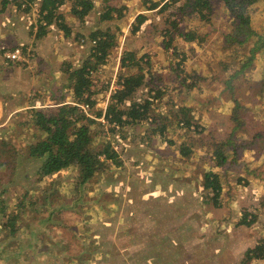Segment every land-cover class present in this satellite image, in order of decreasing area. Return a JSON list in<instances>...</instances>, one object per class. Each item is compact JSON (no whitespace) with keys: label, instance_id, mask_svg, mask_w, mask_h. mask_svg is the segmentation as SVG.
<instances>
[{"label":"rangeland","instance_id":"rangeland-1","mask_svg":"<svg viewBox=\"0 0 264 264\" xmlns=\"http://www.w3.org/2000/svg\"><path fill=\"white\" fill-rule=\"evenodd\" d=\"M99 1L102 0H95L97 5ZM120 1L132 5L119 21L104 23L94 11L85 22L96 27L93 32L110 28L109 33L116 38L115 45L107 51L106 61L91 72L96 89L100 90L93 97L100 98L99 103L105 99L102 106L107 105L112 80L120 81L123 74L141 73L142 85L122 105L152 98L156 121L152 124L143 121L113 132L96 128L98 138L110 137L117 143L123 165L84 186L76 185V171L72 169L56 174L55 184L45 180L43 185L44 182L37 181L35 173L42 160L26 158L20 147L30 142L32 136L38 138L39 131L33 125L22 124L18 125L20 128H3V134H11L8 137L14 139L19 150L18 156L7 165L14 167L11 180L5 181V172L0 176V202L9 213L19 202L20 194L31 191L27 195L36 196L37 204L21 214L13 232L2 228L0 212V264H239L245 250L264 238L262 51L251 55L253 37L244 44L230 41L229 36L234 34L233 21L221 0H214L205 16L185 6V0ZM151 2H158V6L147 9ZM165 2L167 6L163 8ZM29 5L27 11L23 10L25 6L19 9L20 25L28 29V34L32 32L34 41L17 45L29 56L21 61L26 65H18L28 69L36 60L37 71L45 70V63H40L41 54L43 60L46 58L45 50L40 51L35 35L39 24L44 23L37 22L40 0H32ZM136 12L144 13L146 18L140 29L132 33ZM250 15L252 27L264 32L263 0L251 5ZM47 27L44 34L48 33L51 46L59 49L57 56L63 60V70L67 64L73 68L80 66L93 45L92 32L66 34L58 26L54 32ZM187 32L194 39L184 40ZM0 48H3L1 29ZM73 48L81 49L77 50L75 66L64 58ZM125 51L137 60L133 68L121 65ZM0 56L3 58L2 52ZM244 60H248V65L236 74ZM138 65L141 70L137 69ZM183 78L186 83L194 80L196 87L187 89L181 81ZM65 80L63 93L71 94L68 101L71 103L73 85L67 74ZM225 80H230L233 94ZM34 87L37 89L30 90L29 95L44 104L41 92L49 97V90L43 89L42 82ZM233 98L244 108L241 115L245 123L237 131V141L255 139L256 142L239 148L234 162L227 161L218 167L203 144L210 142L209 132L217 139L226 138L233 123L229 115ZM97 108L100 105L89 106L84 116L102 122L105 111L101 110V116L96 118ZM29 118L27 115L17 120ZM185 118L190 119L193 130L180 125ZM160 124L165 125L164 133L158 128ZM201 128L204 131L199 134ZM257 133L261 136L256 137ZM181 144L192 148L187 158L179 159L177 155ZM244 167L253 172H245ZM207 171L221 176L218 204L214 203L212 193L202 187ZM45 189L47 195H54L44 200ZM245 215L247 220H253L249 225L241 223ZM252 264H264V261L254 260Z\"/></svg>","mask_w":264,"mask_h":264},{"label":"trees","instance_id":"trees-1","mask_svg":"<svg viewBox=\"0 0 264 264\" xmlns=\"http://www.w3.org/2000/svg\"><path fill=\"white\" fill-rule=\"evenodd\" d=\"M32 0H2V6H7L12 3L16 9H20L21 6L24 11H27L30 7L29 2ZM214 0H185V6H189L193 12H196L200 16H205L209 13ZM226 8L227 13L232 17L234 34L229 36L231 42H237L238 44H244L253 37V44L250 49L251 55L255 51H262L264 55V32H258L252 27V17L250 15L251 5L258 0H221ZM264 1V0H263ZM63 0H40V9L38 12L37 22L43 21V24H39L36 30V36H41L45 33V28L51 23H56L66 34L69 30L64 24V19L61 14L57 13L58 7L62 4ZM158 6V2H151L150 8L154 9ZM167 6L166 2L163 4V8ZM93 8L91 0H73L71 6L72 14L79 20L83 21L87 13ZM124 7L117 8L115 6H108L107 10L103 13V17L110 14L111 11L116 13L117 18L122 17ZM146 15L139 13L136 15L132 22L131 32L135 33L140 29V25L145 21ZM183 39L190 41L194 39V35L187 32L183 35ZM90 41H94L93 45L89 47V55L86 57L80 66L71 67L67 64L65 72L68 75V80L72 82L73 88V102L75 103H87L89 106L95 105L96 101L93 99L95 93L100 94V90L96 89L95 83L91 78V72L96 71L97 67L104 63L107 57V51L115 45L116 38L114 35L107 31L96 30L90 34ZM3 52V51H2ZM262 55V56H263ZM264 57V56H263ZM248 60H244V63L239 66L237 73L243 71L248 65ZM178 64V63H177ZM121 65L127 68H133L137 65V60L134 61V56L131 52L125 51L121 57ZM72 68L71 70H69ZM137 69L141 70V66L138 65ZM199 78H201L199 76ZM120 89H117L115 93L110 95V101L106 105L103 118L110 123L108 131H120L125 127L140 125L145 121L152 124L156 121L155 114L151 107L153 99L146 100L144 102H130L128 105H122L125 101L133 95V93L142 85L143 74H123L121 76ZM182 83L186 85L187 89L196 87L193 81L189 83L185 82L183 78ZM227 88L233 94V87L230 85V80L224 81ZM94 86V88H90ZM86 93V95H85ZM158 93L159 90H158ZM85 95V96H84ZM97 95V94H96ZM157 95V94H153ZM64 96L59 97L56 100V106H44L32 111L30 118L25 121L19 122V126L33 125L39 131V137H31V141L23 145L21 150L28 156L35 159H41V165L36 169V179L39 182L45 180L55 184L53 177L67 169L76 171L74 178L77 186H84L92 179L100 178L106 171L112 168H120L123 165V159L121 153L114 149V143L109 138H98L96 128H104L102 122H97L95 117L84 116V113L73 103H65ZM155 98V96H153ZM234 105L229 110V115L233 121L229 132L225 139H217L216 135L209 132L210 142L203 144L204 149L211 152L215 166L221 167L227 161L234 162L237 157V151L243 146L252 145L256 141L242 140L237 141V131L242 130V126L245 123V119L241 115V110L244 108L233 98ZM83 113V114H82ZM102 114L101 108L96 109V117H100ZM185 127H189L190 119L185 118L182 121ZM22 124V125H21ZM160 131L165 128L164 124H160L158 127ZM196 130L200 126H196ZM244 130V129H243ZM204 131L201 128L198 133ZM164 133V131H163ZM162 133V134H163ZM11 134H5L2 139V145L0 148L1 154L4 159H11L18 156V147L14 142ZM261 134L257 133L256 137H260ZM105 137V136H104ZM170 141V140H169ZM112 142V143H111ZM172 143V141H170ZM192 152V148L181 144L178 148L177 155L182 158H187ZM229 158H231L229 160ZM3 161V173L5 181L11 180V173L14 171V167L7 166ZM9 167V168H8ZM244 171L253 172L247 167L243 168ZM245 171V172H246ZM221 176L218 172L207 171L204 174V182L202 187L212 193V199L214 203H219V196L222 193ZM46 183L44 182L43 185ZM78 188V187H77ZM4 191V190H3ZM56 192V191H55ZM32 193L26 192L20 194V200L17 204L13 205V210L7 213L6 206L0 202V212L3 214V220L1 222L2 228L9 229L13 232L16 228L18 219L21 218V214L34 207L37 202L34 199L36 196L28 197ZM44 200L50 195L46 194V189L43 191ZM20 211V212H19ZM245 215L241 223L249 225L253 220H247ZM64 221V220H61ZM264 261V238L259 239L254 246L245 250L242 259L239 264H252L253 261Z\"/></svg>","mask_w":264,"mask_h":264},{"label":"crops","instance_id":"crops-1","mask_svg":"<svg viewBox=\"0 0 264 264\" xmlns=\"http://www.w3.org/2000/svg\"><path fill=\"white\" fill-rule=\"evenodd\" d=\"M91 1L93 3V8L87 13L83 21H79L71 12V6L73 0H63L62 4L58 7L57 13L61 14L64 21H66L67 24L66 26L69 30V34L70 32L74 34L75 31L76 34L79 35L84 30L93 32L92 30L96 27H94L93 24L88 25L85 22H87V20L90 19L94 11H95V15L97 16V19L102 22L105 21L104 23L110 22L112 20L117 22L119 21V19L116 17V13L114 11H111L108 16L103 17V13L105 12V10H107V7L108 6L110 7L115 6L117 8L125 7L123 9V13H124L125 10L127 11L128 6L132 5V4H128V2L126 1L121 2L120 0H117L116 4L113 3L115 0H102L99 1V5H97L95 0H91ZM67 2L69 3L68 7H66ZM20 12L22 11L16 9L15 6L12 5L2 6V0H0V29H1V35L3 37V48H0V52H2L7 47L11 48L13 46L22 44L25 41H26L25 44L33 43L34 41L33 35L30 36L32 32L30 33L29 31L28 34V29L26 27L24 28V26H21L22 15ZM136 14L137 12L134 14V16ZM2 20H3V27L1 28ZM58 27L56 26V24L51 23L47 27V29H51L54 32L55 30H57ZM74 27H76L77 30ZM100 29L101 31H107V32L110 31L109 30L110 28L108 27L104 29L102 28ZM48 36H49L48 33H46V36L44 34L38 36V38L36 39L40 43L39 44L40 51L42 52V50H45V57L47 59H50V61L54 62L55 64L54 66L49 64L46 58L43 60L42 55L44 54H41L40 63L41 64H43V62L45 63V70L40 68V71H37L38 64L36 60L33 62V66L31 68L22 69L19 67L18 64L20 63V65H26L24 64V62L21 61H18L17 63L14 61L11 62L5 60L0 56V146L2 145L1 141L3 139V136H5L6 134V133L3 134V128H20L18 126L19 125L18 122L19 120H17L18 118L22 119L27 115H31L33 110L42 107V105L56 106L57 104L55 102L59 97L64 96L63 99L65 103H68V101L71 99L70 93L68 94L63 93L64 92L63 84L66 82L65 80L66 74L64 71L65 68L63 70V60H61L60 56H57V52L59 51V49L56 46H51ZM40 37L42 38L40 39ZM62 48H65V46H62ZM54 49L56 50V52ZM50 50H53L54 52L50 53ZM77 50H81V49L73 48L72 51H70L69 56L66 57L64 56V58L67 59V61H70L73 66H75L74 61L77 60L79 56ZM28 57L29 56H27V58ZM41 82L43 85V89L49 90V97L46 95L45 92H41L40 98L41 100L45 101L44 104L42 105L39 104L40 99L29 95V91L37 89L34 86L39 85ZM24 91L27 94H24ZM93 99L96 101L98 105H100L101 110H103L102 104L103 102H105V99L100 103H99L100 98L98 99L97 97H93ZM259 131L262 130L259 129ZM1 149L2 148H0V150ZM24 155L26 156V158L28 157L25 153ZM4 161H6V163L13 162L11 159H4ZM2 174H3V154H1L0 152V176Z\"/></svg>","mask_w":264,"mask_h":264},{"label":"built area","instance_id":"built-area-1","mask_svg":"<svg viewBox=\"0 0 264 264\" xmlns=\"http://www.w3.org/2000/svg\"><path fill=\"white\" fill-rule=\"evenodd\" d=\"M10 5H12V3ZM90 42H91V44L94 43V41H90ZM25 54L26 53L24 52V48H21L19 46H15L13 48H6L2 52L3 58L5 60H8V61H23V60L27 59V56ZM121 83H122V81L121 80L119 81L118 78L115 79V80H112L111 84L109 86V94L111 95L112 92H115V90L120 89L122 87ZM71 103L75 104L79 108V110L82 111L85 114L89 110V105L87 103H75V102H71ZM96 105L98 106L97 103H96ZM105 108H106V104H104L102 106L103 111H105ZM101 120H102V123L104 125V128H106L105 131L107 132L108 131V127L110 126V123H108V121L106 119H104L103 117L101 118ZM148 122H150V120H148ZM180 125L181 126L184 125L183 122H180ZM188 128L193 130L194 126L190 125ZM113 147H114V149L117 150L118 149L117 143L114 144Z\"/></svg>","mask_w":264,"mask_h":264}]
</instances>
